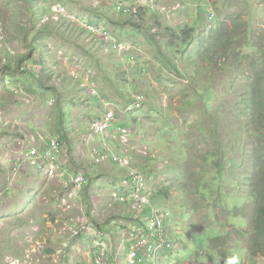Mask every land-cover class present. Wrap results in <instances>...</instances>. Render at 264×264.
<instances>
[{
	"label": "rangeland",
	"instance_id": "rangeland-1",
	"mask_svg": "<svg viewBox=\"0 0 264 264\" xmlns=\"http://www.w3.org/2000/svg\"><path fill=\"white\" fill-rule=\"evenodd\" d=\"M156 2L154 12L140 0L134 6L138 14H128L118 10L126 5L119 0H0V264H66L70 258L81 263L92 249L73 240L74 256L65 245L69 228L81 226L79 218L99 227L87 226L95 231L113 228L115 213L125 221L132 213L110 198L121 170L107 162L94 165L93 150L102 138L91 131V123L101 106L91 88L119 107L125 101L120 97L122 58L89 33L91 21L139 50L132 49L142 71L131 78L139 87L140 107L132 114L119 113L117 128L125 124L135 136L125 141V150L154 184H162L154 187L162 195L153 203L169 213L173 230L182 233L180 250L168 255L165 264H264L261 253L248 251L255 241L262 242L261 225L256 226L259 197L253 191L264 190L253 185L251 154L262 148L264 155V118L253 123L248 117L253 104L264 116V95L258 91V99L250 102L248 76L264 68V0ZM210 13L215 16L211 30L206 25ZM111 20H133L138 26L126 23L121 31ZM167 26L175 34L192 29V44L180 41L167 49L172 40L165 35ZM158 51L178 70L184 68L186 78H175L161 65ZM111 137L112 150L122 141ZM54 138L61 156L51 155L47 163L59 162L63 179L44 176L40 167L45 162L39 160L35 169L26 160V147L45 150ZM263 173L264 168L257 176ZM82 175L85 188L70 195L75 188L65 180ZM97 185L103 198L93 195L99 193ZM68 196L72 202L65 209ZM23 209L28 216L16 219ZM145 215L150 216L148 209ZM215 236L219 240H212Z\"/></svg>",
	"mask_w": 264,
	"mask_h": 264
},
{
	"label": "bare ground",
	"instance_id": "bare-ground-1",
	"mask_svg": "<svg viewBox=\"0 0 264 264\" xmlns=\"http://www.w3.org/2000/svg\"><path fill=\"white\" fill-rule=\"evenodd\" d=\"M137 1L140 0H134L130 3H123L126 4V6H132L131 14H138V11L135 9V4ZM147 1L148 4L145 5L146 10L148 11H155L157 7L156 0H144ZM122 5H119V7ZM145 6H142V8H145ZM118 7V10H119ZM139 10V9H138ZM130 14V12L128 13ZM215 16L213 13H210L207 16L206 25L208 29V24H212ZM211 19V20H210ZM211 26V25H210ZM107 30V29H106ZM210 30V29H209ZM109 32V30H107ZM110 36L112 38H109L107 41L101 39L105 42L104 46L108 47L106 51H109L112 53L111 47H114L117 51V53L121 56V62L119 65L120 68V74L123 78V82L125 83V86L128 88H131L130 86L133 84L131 74L133 75L134 72H140L142 71V66L136 63V59L134 54V51L132 49H137L136 46L124 43L119 40L117 35H113L110 32ZM136 51H139L138 49ZM126 69V70H125ZM85 88L87 87V84H81ZM92 93L91 95L99 101L100 104V114L98 120L103 122L105 121V117L113 112L112 107H107V105H110L112 102H109L101 97V95L96 91V89L91 88ZM138 91V90H137ZM137 91L135 94L132 92V99L135 101V103L127 108L126 110L122 111L120 110L119 106L112 103L118 112H116V109L114 110L116 114V126L118 124V114H132L133 110L137 109L136 105L138 103V94ZM141 103V101L139 102ZM139 105V104H138ZM131 110V112H129ZM102 119V120H100ZM114 131H117V129L114 128H107L106 133L111 132L113 134ZM56 138L53 140H47L48 147L45 150H39L37 148H30L26 147L25 149H28L26 153L27 159L29 158H44L48 155H53L54 158L61 156L62 147L54 148L51 147L53 143H56ZM25 141H23L24 143ZM22 146V142H21ZM22 149V148H21ZM25 149H22L23 151ZM100 150H103L102 147ZM138 153V152H137ZM148 152H145V155ZM16 154V152L14 153ZM130 154V153H129ZM144 157V155H141ZM131 162L135 163V165L138 164L137 158L134 157L132 154L127 158ZM149 156H146L144 160H148ZM46 163V162H45ZM59 162L54 164L52 168H50L49 171L47 169H43V175L47 176V178H59L63 179L64 176V169L60 168ZM95 166H102V161H95ZM136 170H140V167H136ZM67 183L68 187L75 188L72 190V194H78V190L85 188L87 180L85 179V176H78L77 180L72 179H66L64 184ZM13 187V185H11ZM10 187V188H11ZM97 190H99V193H93V195H96L97 198H103V193L101 192L102 188L97 185L95 187ZM151 191L150 189H146V192ZM101 192V193H100ZM162 195V194H160ZM67 197V195H66ZM163 197V196H162ZM72 202L70 196H68L67 200L64 201L65 209L69 208L68 203ZM154 207L158 210H161L164 212L165 216L168 217V219L164 223V227L160 229L161 235H156L149 238H144L143 235L136 234V228H132L130 226V222H126L125 220H122V216L117 215V213L113 214L110 217V221H112L113 228L111 229H102V231L98 232H71L68 233L69 235L67 238V244L71 247L73 250V255L75 256L77 252H75L74 244L72 246L73 240H76V245H81L82 243H86L89 248L92 249V252L87 255L86 258L82 257L81 263H78L77 261L73 262L71 258L66 262V264H86L87 262L89 264H165V260L167 259L168 255H171V253L175 251H179L181 245L179 244V237L182 235L181 232L177 230H173L174 227L171 224V221L169 220L170 215L167 211H165L163 208H160L156 206V203H153ZM118 206L124 207L122 204H117ZM99 214H105L104 211H100ZM107 214H105V217ZM130 219L132 220V216H130ZM78 221L81 223L82 227H87L88 225L96 228L92 223L87 221L85 217H81L78 219ZM128 224V225H127ZM96 229H99L97 227ZM93 230V229H92Z\"/></svg>",
	"mask_w": 264,
	"mask_h": 264
},
{
	"label": "built area",
	"instance_id": "built-area-1",
	"mask_svg": "<svg viewBox=\"0 0 264 264\" xmlns=\"http://www.w3.org/2000/svg\"><path fill=\"white\" fill-rule=\"evenodd\" d=\"M120 11L125 10L127 13H131L132 6H126L122 5L119 7ZM211 20V19H210ZM211 24H208V29L211 30ZM99 27L101 25L98 24H87L86 28H88V31L93 36L99 35L101 39L108 40L109 38H112L107 30L103 28L104 30H101ZM101 30V31H99ZM11 76V74H9ZM4 75H0V81H4L3 78ZM12 77V76H11ZM8 85V84H7ZM3 87L7 88L9 86ZM1 86V85H0ZM2 89V88H0ZM141 99H138L137 108L140 106L138 105ZM107 107H112L113 105H107ZM3 112V110H2ZM0 112V126L4 124V115ZM131 112V110H129ZM102 120V119H100ZM8 125V126H7ZM7 126V127H6ZM6 128H8L10 131H14V128L12 125L9 126V124H6ZM116 126V114L113 110L112 113L107 115L105 117L104 123L96 119L91 123V131L95 132L98 136L102 138V141L99 143V147H96L95 150H93V154L97 155V158L95 161H102L107 162L108 165H112L113 167H117L121 170L120 176H123L122 179L114 182V188L112 189L110 193V198L113 202L116 204H122L124 207H130L132 209V213H130V216H132V222L130 226L132 228H136V234L143 235L144 238H151L156 235L160 234V229L164 227L165 221L168 219L167 216H165L164 212L161 210H158L154 207L153 199L156 195V190L153 186V180L149 177L148 174L142 172L141 170H136L135 164L133 165V162L128 160L127 158L130 155H120L116 152V150L113 148L111 150V140L109 138V133H106L107 128H114ZM16 127V126H14ZM117 131H114L112 135V141L120 140L122 141V145L125 144V141L128 137L131 135V130L128 131L124 128H116ZM20 133H23V130H19ZM22 136V135H21ZM24 138V136H23ZM53 140V139H51ZM29 143L30 140L28 141ZM57 142V141H56ZM60 144L57 142L53 143L51 147L58 148ZM102 147L103 150H100ZM48 157H51V155H48L44 158L38 157V158H29L26 159L28 163H30L35 169H37L36 165L38 164V161L41 160L44 164V167L47 169V171L52 168V165H49L47 163ZM22 164V160L20 161ZM44 167H40V169H45ZM152 184V185H151ZM146 189H150L151 191L146 192ZM146 209L150 211V216H146ZM171 220V217L169 218ZM128 225V224H127ZM71 232H98L102 230H95L93 231L92 228L89 227H82V225L79 228L73 229L69 228ZM67 245V243H65Z\"/></svg>",
	"mask_w": 264,
	"mask_h": 264
},
{
	"label": "trees",
	"instance_id": "trees-1",
	"mask_svg": "<svg viewBox=\"0 0 264 264\" xmlns=\"http://www.w3.org/2000/svg\"><path fill=\"white\" fill-rule=\"evenodd\" d=\"M132 1H134V0H119L120 3H130ZM117 5H118V3H115L116 7H117ZM115 10H116V8H115ZM94 13L96 15H98V17L102 18L105 22L109 21V18L104 19V16L100 10H95ZM140 14H141V9H140ZM132 21L129 20L127 22L122 23L120 21L114 22L111 20V22H109V24H113L115 27H119V30L122 31V30H126V28H125L126 23H128L129 25L138 26V24L133 23ZM95 23H100V22H96V21L92 22L91 21V24H95ZM157 24L160 26V24L158 22H157ZM107 29H109V28L107 27ZM166 29H167V31L165 32V35L168 37L171 36V39H172L170 42L166 43V45H167L166 47L169 50H171L172 48H175L177 45V42L181 41L182 43H189L191 41L190 35L193 32L192 29H184L183 31H180V33H178V34H175L174 31H172L171 28L168 26L166 27ZM186 30H188V31H186ZM111 33H113V31ZM114 35L116 36L117 33H114ZM119 40L121 42H124V43H129V42L123 41L121 38ZM99 44L103 45V47H104L105 42L100 40ZM189 44H192V43H189ZM248 44H249V41H248ZM135 45H137V44H135ZM252 48H255V47H252ZM111 50H112V53H111L112 55L114 53H117V51L114 47H111ZM157 55L159 56V63H161V65H163L172 75H174L175 78H177V79H185L186 78L187 75L185 76V74H187V72L184 68L182 70H178L176 65L173 63V61H171V59H168V62H169L168 63L167 60L165 59L166 55L162 51H158ZM161 65H158V66L161 68ZM256 77H263V78L259 79V80H255ZM263 79H264V68L256 69V70H254V72L251 76H248V80H249L248 88H249V92H250V102H251V100L253 101V99L256 98V94L258 93V91H261L264 95V81H263ZM39 80L41 82V85H43L41 78ZM109 83L112 84L113 82L111 80H109ZM121 84H122V91H121L120 97H121V99H123V101H125V103L123 104L122 107L120 106L121 108L120 107L119 108H120V110L124 111L132 105L133 99H132V95H131L132 93H130V92L133 91V93L135 94V92L139 89V87L134 86L132 84L130 86L131 88H128L125 86L124 83L121 82ZM41 85H40V87H42ZM117 89H119V88H117ZM145 96L147 97L149 95L146 94ZM256 99H258V98H256ZM256 107L257 106L253 104L250 111H249L248 119H250V121H252L253 123H254V121L256 123L260 122L264 118V116L259 113V110L257 111ZM134 124H136V123H134ZM123 127L125 128L126 125L124 124ZM116 128H117V126H114V129H116ZM261 149L262 148H257V149L253 150V152L251 154V163L253 164V166L256 170V174L254 175L255 181H254L253 185L264 190V173L262 174V176L260 178L257 176V175L261 174L262 168H264V155L261 154ZM128 153H130V155H131L130 151H128ZM253 192L258 194V197H259V204H260L259 210H260V212H259V216L257 217V219H259V223L256 226L261 225L260 231H258L257 233L261 236L262 242H261V244H259V243H257V241H255L252 244V249H250L253 251L252 252L250 250H248V251L250 252L251 256H255V254L257 252L261 253L259 255L264 256V196H263L264 194H259L255 191H253ZM212 240H214V241L219 240V236H215V238ZM209 246H210V243H209ZM219 248H221V247H219Z\"/></svg>",
	"mask_w": 264,
	"mask_h": 264
},
{
	"label": "clouds",
	"instance_id": "clouds-1",
	"mask_svg": "<svg viewBox=\"0 0 264 264\" xmlns=\"http://www.w3.org/2000/svg\"><path fill=\"white\" fill-rule=\"evenodd\" d=\"M21 90V89H20ZM22 91V90H21ZM124 128V127H123ZM125 129V128H124ZM134 137L135 138V136L134 135H132V132H131V135H130V137ZM130 137H128L127 138V140L130 138ZM124 150H123V149ZM115 150H116V152L118 153V154H120V155H125V154H127V155H130L129 153H128V151H126L125 150V146L124 145H122V144H120L119 145V147L117 146V148H115ZM122 153V154H121ZM143 172V171H142ZM144 173H146V172H144ZM147 174V173H146ZM149 175V174H148ZM156 182H157V185L156 184H154L153 183V186L155 187H158L159 188V186L161 187L162 186V184L159 182L158 183V181L156 180ZM159 185V186H158ZM162 192V190H159L157 193H156V195H155V198L156 197H159V194ZM154 198V199H155ZM154 199H153V201H154ZM171 221V220H170ZM126 222H132V220L130 219V218H128L127 220H126ZM189 244H195V242L193 241V240H191L190 242H189ZM206 253H203V256L205 255ZM258 256H261V255H258ZM261 260H263V262H264V256L261 258Z\"/></svg>",
	"mask_w": 264,
	"mask_h": 264
},
{
	"label": "crops",
	"instance_id": "crops-1",
	"mask_svg": "<svg viewBox=\"0 0 264 264\" xmlns=\"http://www.w3.org/2000/svg\"><path fill=\"white\" fill-rule=\"evenodd\" d=\"M98 105H100V104H98ZM20 149H21V147H19ZM16 150V149H15ZM0 167H2V165L0 164ZM1 196V195H0ZM28 214H29V211L28 210H22L21 212H20V214L19 213H17V216H15L16 217V219H20V217H26V216H28ZM5 217H8V216H5ZM14 217V218H15ZM10 219H11V217H10Z\"/></svg>",
	"mask_w": 264,
	"mask_h": 264
}]
</instances>
